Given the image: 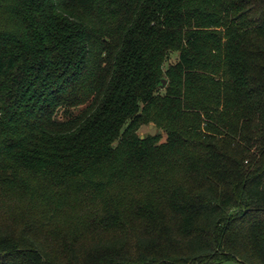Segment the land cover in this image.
Listing matches in <instances>:
<instances>
[{"label":"trees","instance_id":"obj_1","mask_svg":"<svg viewBox=\"0 0 264 264\" xmlns=\"http://www.w3.org/2000/svg\"><path fill=\"white\" fill-rule=\"evenodd\" d=\"M228 260L264 264V0H0V264Z\"/></svg>","mask_w":264,"mask_h":264},{"label":"rangeland","instance_id":"obj_2","mask_svg":"<svg viewBox=\"0 0 264 264\" xmlns=\"http://www.w3.org/2000/svg\"><path fill=\"white\" fill-rule=\"evenodd\" d=\"M177 53H172L168 59V62L166 63V66L174 63L177 61ZM149 125H152L151 127H149ZM157 129L155 128V126L152 123H149L148 125H142L139 130L137 131L138 135L141 138H144L145 136L149 135V134H154L156 133ZM222 264H245L241 261H237V260H228L223 262Z\"/></svg>","mask_w":264,"mask_h":264},{"label":"water","instance_id":"obj_3","mask_svg":"<svg viewBox=\"0 0 264 264\" xmlns=\"http://www.w3.org/2000/svg\"><path fill=\"white\" fill-rule=\"evenodd\" d=\"M161 83L162 85H165L166 84V80L165 79H161ZM152 125H149V127H151Z\"/></svg>","mask_w":264,"mask_h":264}]
</instances>
